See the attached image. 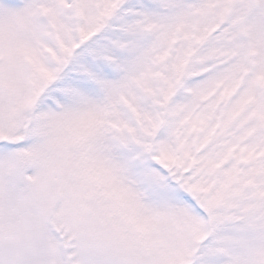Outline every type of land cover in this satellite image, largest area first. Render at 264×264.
Returning <instances> with one entry per match:
<instances>
[{
    "label": "snow or ice",
    "instance_id": "obj_1",
    "mask_svg": "<svg viewBox=\"0 0 264 264\" xmlns=\"http://www.w3.org/2000/svg\"><path fill=\"white\" fill-rule=\"evenodd\" d=\"M0 264H264V0H0Z\"/></svg>",
    "mask_w": 264,
    "mask_h": 264
}]
</instances>
